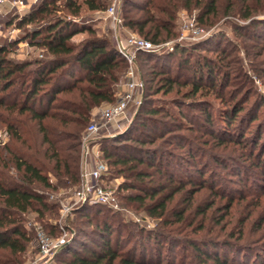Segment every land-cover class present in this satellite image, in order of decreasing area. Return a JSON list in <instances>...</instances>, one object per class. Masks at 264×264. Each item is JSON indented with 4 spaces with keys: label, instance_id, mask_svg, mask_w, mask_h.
<instances>
[{
    "label": "trees",
    "instance_id": "trees-1",
    "mask_svg": "<svg viewBox=\"0 0 264 264\" xmlns=\"http://www.w3.org/2000/svg\"><path fill=\"white\" fill-rule=\"evenodd\" d=\"M58 1L40 0L27 13L16 16L14 22L10 21L8 25L13 24L20 31L18 38L10 44L0 42V124L7 135L6 142L0 146V264L24 262V255L32 242V235L23 225L24 215L33 212L37 221L43 224L46 214H55V204L47 201L50 195L48 193L78 185L80 144L84 130L96 108L116 101V86L128 69L107 35L97 36L92 28L84 25L83 20L81 23L76 21L85 12L105 10L102 1ZM225 1V12L229 14L234 6L233 0ZM192 9L199 10V19L203 22L211 16L216 17L218 0H121L124 28L153 45L173 38L176 35L174 28L177 12ZM252 10L251 6L247 7L242 19H251ZM257 22L260 21L250 20V24L254 26L258 25ZM83 33H87L89 37L74 40ZM20 42L26 43L29 50L27 55L23 58H11L10 47ZM197 46L193 44L187 53L182 50L187 55L182 60V65L193 78L191 91L185 94L190 99L202 94L204 86L207 91H212L229 85V74H224L218 63L223 62L222 58L218 62L206 58L204 61L192 59L191 53L199 50ZM220 53L225 55L226 50L221 49ZM137 55L148 58L153 54L147 52ZM170 71L169 64L164 69L153 71V77L157 79L153 85V95L172 92L177 82L169 75ZM149 89L151 87H145L144 84L142 103L148 96ZM169 104L171 107L156 105L148 109L147 117H140L142 121L138 125L136 136L130 135V128L113 139H103L111 140L112 144L100 147V154L106 160V165L115 168V172L123 174L125 178L119 188L130 193L124 199L141 204L147 200L150 202L145 212L160 220L158 227L150 231H138L139 234L146 233L148 240L153 239L157 248L161 247V242L167 245L173 242V229L169 228L174 222L183 221L184 212L177 213L174 222L167 220L166 202L177 191L167 199L162 198L163 187L155 185L154 180H161L164 176L172 180V174L177 170L185 171L182 152L186 155L184 162H193L190 166H195L198 160L195 144L189 139L190 136L179 133H193V123L181 111L177 101L173 100ZM242 111L243 107L237 105L232 110L223 111L226 132L233 131L235 128L232 125L237 122V129L245 126L244 119L239 118L235 122ZM205 118V124H213L210 113ZM153 122L159 124L161 130L150 124ZM263 151L264 147L261 149ZM257 166L263 165L258 161ZM197 172L201 175L200 170ZM202 176L201 180L204 181ZM203 181L201 188L207 186ZM37 188L45 192L38 191ZM93 208H100L96 215L102 212L101 209L112 217L116 214L105 207L88 205L78 207L73 214L83 218L81 224L90 226L93 224V217L83 212ZM210 208L200 211L202 217L206 216ZM222 220L217 223L220 230L226 228L222 225ZM46 226L43 227L49 236L59 232L55 225ZM94 230L99 239L91 243L93 247L83 245V251L78 252L67 244L56 254V258L59 259L65 253L69 257L60 259L59 264H150L145 260V250L140 253L139 259H135L134 249L120 253L118 239L115 240V245L111 244L113 229L107 219L102 223L97 222ZM232 237L233 234H230L226 240L221 241L228 251L210 254L206 247L201 248L194 242L190 243V248L202 259V263L264 264V247L236 246L230 242ZM242 237L241 229L239 238ZM216 244L210 241L206 246L214 248ZM160 256L161 253L158 252V259Z\"/></svg>",
    "mask_w": 264,
    "mask_h": 264
},
{
    "label": "rangeland",
    "instance_id": "rangeland-1",
    "mask_svg": "<svg viewBox=\"0 0 264 264\" xmlns=\"http://www.w3.org/2000/svg\"><path fill=\"white\" fill-rule=\"evenodd\" d=\"M39 1L26 0L27 5L20 10L11 9L7 5L0 7L1 43L15 42L20 31L16 30L13 24L8 25V23L14 22L16 16L27 13ZM100 1L106 8L107 1ZM233 4L231 13L226 14L227 2L218 0L216 17L211 16L204 19L203 22L199 19L201 13L199 14L198 9L179 10L174 28L176 35L160 43L161 45L170 43V45L158 53H152L153 55L148 58L143 55L135 56V62L132 65L134 77L142 81L143 88L144 84L145 87H151L148 96L142 103L143 90L135 92L134 101L129 104L125 115L112 122L111 126L100 134L89 148L88 162L90 164L95 160L106 162L101 155L99 158L95 157V153L100 151L102 145L109 147L112 144L111 140L103 139H113L117 135L124 134L130 128L132 131L129 132L130 135L136 136L138 125L142 121L140 117L145 119L148 109L156 105L171 107L169 102L171 103L173 100L178 102L181 111L187 115L194 126V132L191 134H187L185 131L179 133L190 136L189 139L195 144L197 152L195 155L198 160L195 166H190V163L192 165L193 162H184L186 155L182 152V165H184L185 171L177 170L172 174V180L168 176H164L161 180H154L155 185L163 187L162 198L167 199L169 195L177 191L166 202L167 220L174 222L176 214L184 212L183 221L174 222L173 226L169 228L173 229L171 232L173 242L170 245L161 242V247L157 248L153 239H147L146 233L139 234L138 229L145 231L157 229L160 220L146 214L147 205H150L148 200L141 204L137 201L128 202L124 199L130 193L119 188L125 178L123 174L116 173V169L108 165L110 173H108L107 182L116 190L120 211L114 217L103 209L100 214L96 215L100 208L83 212L89 217H93V224L90 226L86 223L81 224L83 218L74 215V212L68 215L67 219L61 221L59 225H64L63 227L66 226L70 230L74 229L72 234L68 235V244L73 247V250L82 252L83 245L93 247L91 243L99 239L94 230L96 223H102L105 219L113 229L111 244L115 245V240L118 239V249L121 254L134 249L135 259H139L140 253L145 250V260L150 264H210L201 262L202 259L190 248V243H197L201 248L206 247L210 254L215 251H228V248L222 246L221 241L226 240L230 234H233L230 242L236 246L264 247V151L261 152L264 147V0H233ZM249 6L253 9L251 19L260 21L257 22L258 25L250 24L251 19H242V14ZM69 18L68 16L67 19ZM82 20L84 25L92 28L97 36L107 35L110 42L115 45L110 23L104 16V9L100 12H85L76 21L81 23ZM191 22L196 28L202 29L205 35L193 42L179 41L183 24ZM87 37L89 35L83 33L77 35L74 40L80 41ZM193 44H197L199 50L191 53L192 59L204 61L206 58L213 62H218L220 58L223 59V62L218 63L221 64L220 69L223 73L229 74V85L212 91H207V87L204 86L202 94H197L196 97L190 99L186 98L185 94L190 93L193 78L182 65V60L187 57L185 53L189 52ZM221 49L226 50L225 55L220 53ZM182 50L186 52L183 53ZM10 51L11 58H23L29 50L25 42H20L17 45H12ZM170 56H172L171 59ZM167 64L171 70L169 75L177 83L169 94L153 95L155 89L153 85L157 82V79L153 77L155 73L153 71L164 69ZM127 80L125 74L122 81L116 86L118 90L116 101L111 104H102L93 111V116H97L100 109L115 104L120 99L123 85ZM236 105L242 106L243 111L235 122L239 118L244 119L245 126L237 129L235 127L238 125L237 122L232 125L235 128L233 131L226 132L223 111L232 110ZM207 113H210L213 120V124L210 126L204 121ZM254 116L255 119H253ZM150 124L161 130L159 124L154 122ZM3 131L4 127L0 124V132ZM257 145L259 146L257 147ZM167 149L170 150L171 147H167ZM176 153L180 152L176 151ZM258 161L263 166L258 167ZM198 170L201 171L204 181L201 180ZM202 181L207 185L205 188H201ZM211 181L214 182L211 184ZM73 188L53 193L46 192L53 195V198L48 197L47 201L55 204V214L51 216L46 214L43 224L37 221L36 214L33 212L24 215L23 225L32 235V242L29 244L22 264H44L37 260L35 228H41L46 233L43 226H51L59 221L57 203L59 201L70 202ZM37 190L45 192L41 188H37ZM208 207L211 208L207 210L206 216L202 217L200 211ZM220 219H223L222 225L226 227L224 230H220V226L217 225ZM57 228L59 232L55 234L59 235L61 229L59 226ZM241 229L243 237L240 239ZM210 241L217 243L214 248L206 246ZM158 252L161 253L160 259H158ZM57 255L50 259L49 264H59L60 259L69 257V254L65 253L58 259Z\"/></svg>",
    "mask_w": 264,
    "mask_h": 264
},
{
    "label": "built area",
    "instance_id": "built-area-1",
    "mask_svg": "<svg viewBox=\"0 0 264 264\" xmlns=\"http://www.w3.org/2000/svg\"><path fill=\"white\" fill-rule=\"evenodd\" d=\"M107 6L104 10V16L109 21L115 48L117 54L126 62L128 69L126 72L127 82L123 85V91L120 99L112 105L100 109L99 114L93 116L86 126L80 144L81 161H80V180L77 186L73 188L72 199L68 203L59 201V221L54 225L61 229L58 236L47 235L41 228H35V238L37 241V260L44 264H49L50 259L55 256L64 246L68 244V235L72 231L64 225H59L65 221L68 215H71L75 209L82 205L101 206L117 213L120 211L116 190L108 185V168L105 162L95 160L92 164L88 162L90 158L89 148L100 134L105 132L111 123L120 119L131 102L134 101L135 92L143 90V83L135 79L132 65L135 62V56L138 53H158L161 49L166 48L170 43L163 45H153L151 42L139 37L138 35L127 31L123 26L121 16V0H106ZM3 5L10 6L11 9H23L26 0H0V7ZM202 29L196 28L191 23H184L182 34L179 41L193 42L204 36ZM7 135L0 132V146L5 143ZM100 151L95 153V157H100ZM53 198V195H49Z\"/></svg>",
    "mask_w": 264,
    "mask_h": 264
},
{
    "label": "crops",
    "instance_id": "crops-1",
    "mask_svg": "<svg viewBox=\"0 0 264 264\" xmlns=\"http://www.w3.org/2000/svg\"><path fill=\"white\" fill-rule=\"evenodd\" d=\"M30 2H35V1H37V0H29Z\"/></svg>",
    "mask_w": 264,
    "mask_h": 264
}]
</instances>
